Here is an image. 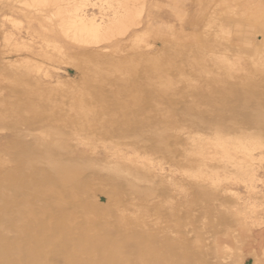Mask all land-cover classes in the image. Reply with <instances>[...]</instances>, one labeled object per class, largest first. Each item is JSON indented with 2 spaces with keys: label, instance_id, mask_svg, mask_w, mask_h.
I'll use <instances>...</instances> for the list:
<instances>
[{
  "label": "bare ground",
  "instance_id": "1",
  "mask_svg": "<svg viewBox=\"0 0 264 264\" xmlns=\"http://www.w3.org/2000/svg\"><path fill=\"white\" fill-rule=\"evenodd\" d=\"M16 1L23 3V7L13 4L10 11L27 19L28 30L37 27L43 32L42 44L50 39L59 42L68 38L66 40L73 41L71 43L76 46L86 45L84 49L97 52L89 53L81 61L85 68L74 58L68 61L69 65L72 61L78 78L85 83L84 87L82 84L79 90L75 89L78 91L70 100V115L62 119L69 124L68 131L58 128V119L37 127L52 113L40 117L36 98L29 97V91L26 92L29 108L28 103L27 109L19 111L18 126L12 124L9 127L13 130L11 135L19 130L20 136L15 134L19 137H14L18 141L16 144L3 142L0 148L4 153L0 156V264H211L212 259L218 258L225 240L216 237L213 248L205 252L202 248L207 244L201 236L191 242L183 233L186 223L194 219L197 206L205 203L210 209L204 207L205 204L203 208L199 206L203 213H216L218 209H213L212 205L219 202L222 193L230 191V186L224 185L217 175L220 169L229 170L225 164L232 163L236 171L233 167L231 172L235 171V175L242 179L250 176L253 177L250 181H255L258 177L259 168L257 170L251 162L257 159L253 153L264 148V95L251 96L247 89L249 85L264 83V37L260 43L254 36L259 31L264 33V13L260 16L264 6L255 11L253 25L241 21L237 29L244 46L250 45L261 54L251 53L247 57L242 51L241 58L235 62L220 63L225 80L207 71L198 80H190L186 78L187 70H196V62L202 61L212 50V40L207 39L196 53L193 50L197 40L178 44L165 39H161V54L155 56H151L154 43L130 55L119 53L121 41L117 38L126 36L130 27L141 23V13L147 1L143 3L145 5L141 3L144 8L141 11L142 0H106L110 10L103 7L100 15L89 13V0H66L67 5L60 3L65 0ZM245 16L246 13L238 17ZM2 21L0 24L4 25ZM12 22L20 24L22 21L16 18ZM33 22L37 26H32ZM217 33L213 34L215 40L230 39ZM5 35L2 40L6 45L13 42L11 46H16L15 51L28 45L13 33ZM49 44H45L46 47ZM102 44L104 46L100 48L113 50L101 52L98 46ZM60 48L58 50L63 51ZM188 52H191L188 56L190 67H182L177 58L185 57ZM142 61H145L146 72L159 74L150 81L156 96L148 113L140 109L130 115L124 111L117 115L107 107L87 104L97 86L110 85L116 97H121L119 83H130L127 98L131 101L137 99L147 78H138V66ZM13 68L16 70L15 66ZM173 68H177L176 73H172ZM12 72L10 76H13ZM236 74L240 76L238 80L233 77ZM178 75L185 78L177 79ZM227 79L234 80L232 86L227 85ZM191 85H197L196 91L189 92ZM234 85H239L242 90ZM29 115L33 116L30 122V117L26 119ZM98 118L106 120L100 123L101 126L94 121L99 126L95 130L91 123ZM83 121L89 126L83 127ZM29 128L34 129L33 133L25 132L32 130ZM6 130L7 127H0L1 132ZM83 132L87 135L84 141ZM93 135H100L105 140L101 142L103 151L96 144L98 140L93 142ZM106 141L110 144L106 145ZM83 143L92 153L83 154ZM168 158L173 159L174 166L172 168L170 164L167 173L163 166ZM179 179L187 180V184H180ZM237 196L239 198L235 193L234 200ZM164 199H170V207H165L169 202ZM130 207L135 211H129ZM185 212L189 217L182 220L181 214ZM161 215L168 221L164 222ZM254 264L259 263L256 260Z\"/></svg>",
  "mask_w": 264,
  "mask_h": 264
},
{
  "label": "rangeland",
  "instance_id": "2",
  "mask_svg": "<svg viewBox=\"0 0 264 264\" xmlns=\"http://www.w3.org/2000/svg\"><path fill=\"white\" fill-rule=\"evenodd\" d=\"M65 1H61L60 3L67 5V1L66 2ZM73 1L74 0H72L71 2ZM105 1L106 0H89L88 6H87L89 13L94 12L100 15L99 11L100 9H103V7L107 9V11H109L110 10L108 8L109 4L107 3V1L106 2ZM146 1L147 3H145ZM16 2H17L16 0H0V21H2L3 19L6 21V22L4 20L2 21L5 23L4 25L0 24V105H1L0 106V116H1L0 117V127L1 126L2 128L4 126L7 127L6 131H2V132L0 131V148L3 142L6 144L11 143V145L14 143L16 144V142H18L16 141V139H19L18 136H20L19 135L20 132H18L19 134L17 133V131L19 130H15L16 131L15 134H18V136L15 134L11 135L10 132L13 130H10L11 128L9 127H12L13 125H17V126L19 125L17 124L20 122V119H18L19 118L18 116L21 112L19 111H22V109L29 108L30 102L28 98L31 96L36 98L35 104H38V107H39L38 110H40L39 111L40 117L43 118L46 116L47 113H52L47 118L40 121L37 127L42 124L45 125L47 124V122H51V121L53 122V120H55L56 122L57 119L58 120L60 119V122L57 120V122L60 124L56 123V125L57 124L59 125V126L57 125L59 129L66 128L63 130L68 131L69 129H67V127L69 126V124L67 125L64 121H62V119H67L70 115L71 109H70L69 103H70L73 93L75 91H78L79 88L82 87V84H83V87L85 86V83L83 82L84 80L82 81L78 78L77 70L75 69V67H73L72 61L70 62L71 63L70 65L68 61L74 58L76 59L78 65H82V67L85 68L84 63H82L81 61H83L86 55H88L89 53L97 52L95 50L93 51L92 49H88V50L84 49V47H87L86 45H84V47L79 46V45L76 46L77 44L75 42H74L75 44H73L71 43L73 41L66 40L68 38L64 39V41L66 42L64 41L57 42V41H53L50 39V42L48 40L47 43L42 44V39H44V37H42L43 32L37 27H35L34 29H31L32 30L31 32V30H28L29 27L27 26L28 25L27 19L25 20L24 18L20 17L18 12L16 13L13 10L10 11L11 10L10 8L13 4L20 5L21 7H23V3L21 5ZM113 3H114L113 5L116 4L117 6V2L115 3V1H113ZM141 3L146 4V5L145 4L143 5L146 6V7L144 6V8L145 10L147 8L146 10L147 12L144 10V8H142L143 5L141 7ZM262 5L264 6V0H142L140 1V5H139V7H141V11L144 10L142 11L143 13H141L143 14L141 15L142 19L140 17L141 23L139 25H134L133 28L130 27L131 30H128L129 32L126 34V36L124 34L123 37H121L120 35L117 38V40L121 41L118 44V47L120 48L119 53L122 54L123 56L125 54L130 55L131 53L138 51L141 48L147 47L149 43H152V44L154 43L155 48L152 51L151 56H153L154 54L155 55L161 54V51H160L161 39H165L166 42H169V41L175 42V43L177 42L178 44H182L183 42H188V41L194 42L197 40L196 42L197 46L193 50L194 53H196L197 48L206 44L207 43L206 41H208L209 39L213 41L214 39L213 34L214 33L216 34L218 32L217 34L220 37H225V38L230 37V39H217V40L214 39L215 41L213 42L211 41L212 50L207 52V54L205 55L206 57L202 61H200L199 59L196 62V64L198 65L195 71L190 70V69L187 70L186 78L190 80L193 78H196L198 80V78H201L203 74L207 71V72H210L212 76L225 80L224 75L222 73V67L220 66V63L226 62V61L235 62L236 60L241 58L240 53L242 51L245 52V55L247 57L250 56L251 53L257 54V55L261 54L259 50L255 48L252 49L250 45L244 46V44L242 43V40H240L238 36L237 29H238V22H241V21L246 22V24H249L250 26L253 25V23L256 20V19L254 20V16H255L254 13ZM104 13L106 12L104 11ZM145 13H148V14H145ZM244 13H246V16L244 18L238 17ZM263 13H264V8L262 11L260 10V16L263 15ZM8 18H10L9 19L10 22ZM16 18L19 21H22L21 22L22 24L21 23L15 24V22H12V20ZM222 24L224 25V28ZM32 26H37V23L33 22ZM204 30H206V32ZM253 30L254 29H251V31ZM26 31H28V33ZM219 31H221V33ZM9 32L13 33L14 36L17 37L18 39H21L20 41L26 42L28 44L27 46H25L26 51L24 50L25 47L24 49L22 47H18L17 51H15L14 47L16 46L15 45L13 47L11 46L13 45V42H10L9 45L5 44V41L2 39H4V37L6 36L5 34H9ZM17 32L18 33L20 32L19 34L21 35V37L20 35H18ZM226 32H228L229 35ZM2 35H3V38H2ZM254 36H255L256 41L258 40L260 42V40L264 37V33L259 31L255 33ZM38 37H40L41 39ZM168 37L169 39H167ZM32 39L35 41L33 42ZM232 39L233 41H230ZM45 44H49L47 45L48 47H46ZM189 45H191V43ZM6 46L7 47L11 46L12 47L10 48L11 50L9 49V47L7 48ZM57 46L61 47L60 49H62L63 51L61 50L59 51L58 50L59 47ZM62 46L64 48H62ZM103 46L104 44L98 46V48L103 47ZM20 48L23 51H21ZM18 49L20 51H18ZM131 49H133L134 51L133 50L131 51ZM110 50L112 51L113 49L107 48V49H102L100 51L103 53H109L111 52ZM38 52H40L41 54H39ZM45 52L47 54H45ZM65 53H67L68 55ZM120 54L118 55L120 56ZM190 54L191 52H188L185 57L177 58V61L180 64H182V67H186V68L190 67V58L188 57ZM37 55L39 56V58ZM44 55H45V58H44ZM257 55L255 56L257 57ZM62 56L64 57L62 58ZM65 56H67L69 59L65 58ZM33 62H36V63H33ZM62 62L65 64H63ZM12 63H15V64H12ZM13 66L16 67V70L13 68ZM145 66H146L145 61L140 62L138 66V71H139L138 78L139 79L144 78V77H147V78L145 80V83L141 91L139 92L137 99L131 101V100H128L127 98L126 92L130 88V83H119L118 88L121 91V97H116L114 88L112 86L102 85V86H97L93 88L94 92H92L91 98L88 99V103L87 102L86 103L92 104V107H97V108L107 107L108 109L113 111V113H116L117 115H120L121 112L123 111L130 115V114H133L134 112H137L140 109H145L147 110L146 113H148L152 109L150 105L152 103L153 98L156 96L153 87L150 85V81L153 78L159 77L158 76L159 74L153 73V72H146ZM12 68L14 70H12ZM10 70L14 72V73L12 72L13 76H10V72H11ZM171 71L172 73H176L177 68H173L171 69ZM162 75L164 74L162 73ZM233 77L236 80H238L240 76L236 74L235 76L233 75ZM233 77L231 76V79H234ZM17 78L18 80H16ZM176 78L182 79L185 77H181L180 75H178ZM234 80H228L226 82L227 85L232 86V83ZM78 81H81V82L79 83ZM72 82L73 84H71ZM25 83L27 85H25ZM189 88H190L189 92L196 91L197 85L196 86L191 85L189 86ZM234 88L236 89L240 88V90H242V88L239 85H234ZM75 89H78V90H75ZM28 91L31 92V94H28L29 97L27 95ZM16 92H18L19 94ZM247 92L251 96L262 97L264 95V83L262 85H257V84L249 85ZM41 98L42 100L44 99L43 102L41 101ZM47 98L49 99L47 100ZM37 99H40V101L38 100L37 102H39L41 106H39V103L36 102ZM11 101L12 103L13 102L14 103L12 104ZM15 102H16V105H15ZM18 102L20 103L22 102V103L20 104ZM28 103L29 105L27 107ZM8 107L10 108V110ZM7 110L8 112H6ZM13 115L15 118L13 117ZM27 118L30 119L28 120L29 122L33 120L32 115L31 116L29 115L28 117H26V119ZM105 118L108 119L109 118L108 115H106ZM98 119L93 120V122L95 121L100 125L101 122L103 123V121L105 122L106 120V119L102 120V118H98ZM6 122H10V123L7 124ZM93 122L91 123V125L94 126L93 129H95L97 128L98 125H96L97 123L95 122L93 123ZM61 124L62 126H60ZM82 124H83V127L89 126L88 125L89 123L85 121H83ZM31 129L29 128V130ZM33 130L34 129H32L31 131H28L27 129V131L25 132L33 133ZM119 130H121V128ZM23 131L24 129L21 130V135ZM93 136L95 138L93 139L94 140L93 142L98 140L96 141L97 143L96 142L95 143L97 144V146H99V150L103 151L104 150L102 149L103 144H101V142L102 141L105 142V140H102L103 137L100 135L99 136L93 135ZM86 137L87 135L83 132V141L87 139ZM129 141H131V139H129ZM84 143H83V154L92 153L91 149L88 150L89 148H87ZM106 143H108L106 145L110 144L107 141ZM212 148L214 149L215 147H212ZM213 149H210V151H213ZM263 149L264 148L258 149L259 151L260 150L261 151L259 152L257 150L258 152L255 151L253 153L257 159L255 160L256 163L255 161L251 162L252 164H254L257 170L259 168L258 177L255 180L256 182L253 180H252L253 182L250 181V178L251 179L253 178L250 176L249 178L248 176L247 177L241 176V177H244L243 179L240 178V176H236L235 175L236 169L234 165L232 163H230L232 164L231 166L230 164H225V166L229 169L227 170L230 171V173L228 171L224 172L222 169L219 168L220 170L218 171L220 172L219 174L217 173V175L220 176V179H222L221 181L224 185L230 186L229 188L230 191H228V194L222 193L219 198L220 199L219 202L217 201L216 203L212 205L213 209H216V210L218 209L219 211L217 210L216 213L209 212V211H207L208 213H203L201 208H203V205L205 203H203V205L200 204L199 206H201V208L197 206L196 211L195 212L193 211L194 212L193 214L195 216L194 219L190 220L185 225L186 231L183 233V236L186 237L188 240L190 239L189 241L191 242L192 241L194 242L197 236H201L204 244H207V246H205L206 248L205 247L202 248V250L204 251L206 249L210 250V248L211 249L213 248V246L215 245L214 243L216 241V237H219L225 240V242L220 246L218 258L216 257L211 260L213 264H215L214 262H216V264L217 263L218 264H230V263L231 264H254L256 260L258 261L259 264H264V254H263L264 253V169H263L264 160H262L263 159L262 157H264ZM1 153H0L1 154L0 156H4V153L3 152ZM260 155L262 159L260 158ZM168 159L167 160L169 162L166 161L167 164L165 163L163 166L166 169L167 173L170 169V164L172 168L174 166V162H171L173 161V159L172 158H168ZM258 159H260L259 161L260 163L262 162L261 163L262 165L257 161ZM251 163H249V165H251ZM223 165L224 164H222V166ZM233 167L235 171L231 172V170H233L232 169ZM233 172L236 177L232 174ZM224 173L226 174L229 173V174H227L228 175L227 176ZM230 174L233 176H229ZM0 177H1V173H0ZM229 177H232V178H229ZM230 179L231 180L233 179L234 181L233 180L228 181V182L226 181ZM177 181L178 182L181 181L180 184L182 183L183 185L185 183L187 184V180L179 179ZM223 181L224 182L226 181V182L224 183ZM252 185L254 186V188ZM235 193L236 195L237 194L239 195V198L237 196V198L234 200ZM192 197H193V194L191 195L190 198ZM164 200H167V202H169L170 199L169 200L164 199ZM224 200L228 202L231 200L229 202L230 204L228 202L224 203ZM231 202H232V205H231ZM103 203L106 204L107 202L103 200ZM206 205L207 204H205L204 207ZM167 206L170 207V202L169 204L165 205V207ZM223 206H226V207H223ZM206 207L209 208V206H206ZM130 209L131 210L129 211L131 212L135 211L134 207H130ZM206 210L208 209L206 208ZM187 214L186 212L184 213V215L181 214L182 220L188 219L189 216ZM161 216L160 218H162L164 222L168 221V218L166 216H163V215ZM83 217L85 218V215H83ZM84 218H83V221H85ZM114 224L115 222L112 223V225ZM185 233L187 236L185 235Z\"/></svg>",
  "mask_w": 264,
  "mask_h": 264
}]
</instances>
